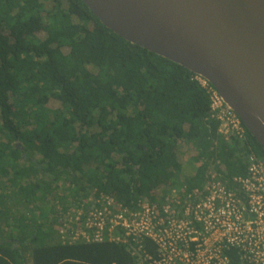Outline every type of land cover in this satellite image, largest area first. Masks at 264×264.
<instances>
[{
    "label": "trees",
    "instance_id": "1",
    "mask_svg": "<svg viewBox=\"0 0 264 264\" xmlns=\"http://www.w3.org/2000/svg\"><path fill=\"white\" fill-rule=\"evenodd\" d=\"M197 78L113 33L82 0H0V264H138L122 244L63 243L67 209L49 223L44 210L61 188L133 208L211 173L246 176L264 150L247 128L245 141L219 136ZM12 206L30 219L11 225Z\"/></svg>",
    "mask_w": 264,
    "mask_h": 264
},
{
    "label": "built area",
    "instance_id": "2",
    "mask_svg": "<svg viewBox=\"0 0 264 264\" xmlns=\"http://www.w3.org/2000/svg\"><path fill=\"white\" fill-rule=\"evenodd\" d=\"M197 79L210 95L219 136L245 141L241 118L213 85ZM79 206L59 220L63 243L122 244L138 264H264V158L255 154L246 176L229 181L211 173L201 187L172 188L161 202L131 208L90 193Z\"/></svg>",
    "mask_w": 264,
    "mask_h": 264
},
{
    "label": "water",
    "instance_id": "3",
    "mask_svg": "<svg viewBox=\"0 0 264 264\" xmlns=\"http://www.w3.org/2000/svg\"><path fill=\"white\" fill-rule=\"evenodd\" d=\"M113 33L213 85L264 150V0H82Z\"/></svg>",
    "mask_w": 264,
    "mask_h": 264
},
{
    "label": "rangeland",
    "instance_id": "4",
    "mask_svg": "<svg viewBox=\"0 0 264 264\" xmlns=\"http://www.w3.org/2000/svg\"><path fill=\"white\" fill-rule=\"evenodd\" d=\"M68 189H66L65 191L61 189H59L58 193L56 194L57 198H53L54 197V194L52 195L53 197H51L48 202H46L44 205H45V208L44 210L46 211L47 214H49V218L47 220V223L50 222V220L54 217V213L56 214L55 211H57V214L58 212H61V211H64L63 209H67V212L65 215H67L69 212L72 211V209L74 207H80L79 205L84 202L86 199H87V195L85 192H80L78 194H75L74 192L70 191V192H67ZM63 191V192H62ZM64 194V195H63ZM67 195V196H66ZM4 205H7V203H4ZM73 207V208H72ZM52 208L54 211H52ZM78 209V208H77ZM5 212L3 213L4 214V218L5 219H10L11 222V225L12 223H14V219H16L17 217L18 218H23V217H26L27 220L30 219V216H31V213L30 210H29V207L27 206H21V207H17V206H12L11 208L9 207L6 211V209L4 210ZM3 218V219H4ZM6 232L9 233V230L8 228H6Z\"/></svg>",
    "mask_w": 264,
    "mask_h": 264
},
{
    "label": "crops",
    "instance_id": "5",
    "mask_svg": "<svg viewBox=\"0 0 264 264\" xmlns=\"http://www.w3.org/2000/svg\"><path fill=\"white\" fill-rule=\"evenodd\" d=\"M60 219V218H59ZM58 225H59V220H58V223H57V225H56V229H58Z\"/></svg>",
    "mask_w": 264,
    "mask_h": 264
}]
</instances>
